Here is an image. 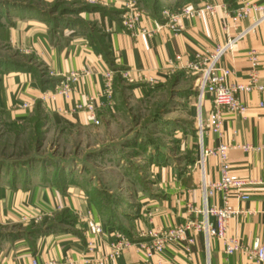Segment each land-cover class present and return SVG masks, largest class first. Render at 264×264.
Here are the masks:
<instances>
[{
    "label": "crops",
    "instance_id": "obj_1",
    "mask_svg": "<svg viewBox=\"0 0 264 264\" xmlns=\"http://www.w3.org/2000/svg\"><path fill=\"white\" fill-rule=\"evenodd\" d=\"M44 1H70L77 8L86 5L90 9L73 13V18L68 20L69 26H65L60 35H53L46 26L49 22L47 24L37 15H17L11 20L6 36L9 43L19 51L29 52L45 74L58 81L53 89L42 88L32 71L4 70L0 78V108L18 125H30L35 121L38 108L44 114L42 123L51 128L63 125L69 129H84L103 123L104 110L113 108L114 94L121 86L119 81L135 93L175 85L190 76L183 67L192 61L194 53L208 55L218 43H224L228 36L252 23L251 17L240 19L226 33L225 27L233 23L231 15L238 6L237 1L229 6L224 0H201L199 4L217 2L221 6L213 13L203 12L199 16L180 19L178 26L181 27L176 28L164 25L161 17L158 19L141 9L139 29L151 33L132 35L120 23L124 0ZM250 49L257 53L258 81L264 84V21L219 59V64L231 72L230 83L249 82ZM70 73L77 74V78L71 81L70 93L65 97L55 89ZM106 73L111 75L109 92L105 86ZM240 98L247 106L246 112L240 115L224 111L221 137L205 130L202 147L213 148L220 142L228 144L232 173L246 181L248 198L228 200L236 213L227 221L225 233L249 251L255 238L264 244V150H243L240 146L264 145V91L253 89L240 94ZM80 103L85 106L76 107ZM202 103L201 116L205 118L212 104L208 99ZM159 121L160 129L164 128L168 133L176 124L174 120ZM137 138L143 137L138 135ZM95 147L101 148V160L111 159L115 152L108 146L96 144ZM179 151L189 155L177 162H167L165 146L149 143L140 153L146 154L148 159L146 169L150 173L147 177L141 173L145 167L139 163L132 162L123 168L122 180L117 181L115 191L121 204L115 223L106 222L101 216L90 196V186H95L94 183L87 181L85 184L82 172H76L74 164L64 168L74 178L66 184L65 191L52 184L48 175L47 180L41 176L20 178L14 177L9 168L0 169V229L14 228L3 236L0 234V264H30L32 259L38 264L50 260L58 264H69L67 260L71 264H98L96 257L106 251V244L114 238L116 231L127 236L133 244L121 256L105 264H147L144 252L137 249L139 243L149 245L159 230L173 228L189 219H199V212L205 207L223 204L221 194L209 190V184L219 179L217 157L205 156L201 164L200 143L195 142L182 145ZM124 184H127L125 190L130 191L129 198L134 203L130 206V216L121 208L123 204L127 206L129 200L125 192H120L125 188ZM63 209L75 214L76 222L67 231H49L34 239L15 237L18 231L31 225H42ZM87 212L91 214L87 215ZM209 217L214 220L211 215ZM91 220L102 221L103 233L101 237L94 236L97 246L87 252ZM15 226L19 228L15 229ZM187 234L191 243L187 240L168 242L148 259L149 264H258L243 251L226 255L222 242L214 237L209 239L207 251L201 232L189 231Z\"/></svg>",
    "mask_w": 264,
    "mask_h": 264
},
{
    "label": "rangeland",
    "instance_id": "obj_2",
    "mask_svg": "<svg viewBox=\"0 0 264 264\" xmlns=\"http://www.w3.org/2000/svg\"><path fill=\"white\" fill-rule=\"evenodd\" d=\"M200 1L136 0V5L140 11L144 9L149 14L153 6L160 7L159 15L161 17L163 9L168 8L176 11L183 5L195 6ZM79 12V8L70 1L48 3L44 0H0V78L4 73V65L8 64V59L18 62L24 60L35 65L36 68L39 66L29 52L19 51L9 43L6 36L12 19H15L17 15L22 17L37 15L47 24L49 22L46 26L53 35L55 33L60 35L63 28L69 26L68 20L73 18L71 15ZM40 67L42 68V66ZM119 84L121 86L114 94L113 108L105 109L103 112V123L100 122L98 125L88 126L84 129H69L63 125L51 128L42 123L44 117L38 126V123L32 121L30 125H18L11 121L8 114L0 108V169L12 166L19 172V168H23L26 177L31 175L30 178H40L42 173L41 171L37 172L39 171L37 168L40 169V164H43L48 180L49 178L51 180L54 167L65 168L67 165H71V168L74 164L76 172L79 170L82 172L83 182L87 184V181H90L95 185H91L90 189L99 190L94 194L101 192L106 196H103L104 198L111 195L109 200L121 205L115 191L118 189L117 181L122 180L123 168L128 167L129 163L135 162L145 167L141 169L143 176L147 177L150 173L146 169L148 162L146 154L144 156L140 154L142 150L139 144L143 138L148 136L149 140L154 138L155 143L164 145L167 162H177L181 157L189 155L188 153L185 155L184 151H179L182 145L186 146L187 143L192 142L199 144L198 136H196L199 103L191 76H185L175 85H169L162 89L152 88L145 93H135L121 81ZM159 119L174 120L176 123L174 129L170 133L164 128L161 130ZM138 135L143 137L142 140L137 138ZM135 139L138 146L132 141ZM96 144L115 150L111 154L112 158L101 160L99 154L101 148L95 147ZM40 158L42 160L37 162L36 160ZM24 174L19 172L18 177L24 178ZM123 187L125 188L120 192H125L124 194L129 200L128 205L124 206L123 204L121 208L125 209L124 214L127 213L126 215L130 216V206L134 203L129 198L130 191L125 190L127 184H124ZM61 211L53 214L49 220L56 219ZM71 214L75 217V214ZM65 215L63 213L62 217ZM63 226L68 227L67 224ZM11 230H14L11 226L9 229H0V234L3 236Z\"/></svg>",
    "mask_w": 264,
    "mask_h": 264
},
{
    "label": "built area",
    "instance_id": "obj_3",
    "mask_svg": "<svg viewBox=\"0 0 264 264\" xmlns=\"http://www.w3.org/2000/svg\"><path fill=\"white\" fill-rule=\"evenodd\" d=\"M236 4L238 6L232 10L231 15L233 23L225 27L226 33H229V29L235 27L236 22L240 19L251 17L252 23L235 35L228 36V39L224 43H218L208 55L203 56L202 54L194 53L195 55L192 61L187 62L183 67L192 77V85L196 90V97L199 103L198 108L200 115L196 127V136H198L199 139L201 152L199 162L202 164L205 156L208 155L217 157L219 179L209 184V190L219 192L223 204L221 207H205L199 212L201 214L199 219H189L173 226V228L159 230L155 233L153 242L149 245L143 242L139 243L137 249L140 252H144L147 264H149L148 259H150L154 253L161 251L168 242L187 240L191 243L192 239H188L187 234L189 231L201 232L203 234L205 249L207 251L209 239L214 237L222 242L223 250L226 255L243 251L247 253L250 260L258 264H264V244L261 243L258 238H255L251 245V250L248 251L240 241L233 237H227L225 233L227 221L236 213L235 210L230 208L228 200L230 198L236 200H246L248 198V194L245 192V186L247 185L246 181L244 178L233 174L229 166L228 144L220 142L213 148L202 147V135L205 130H209L218 138L221 137L222 113L224 111H230L240 115L246 112L247 106L241 100L240 94L249 93L253 89H257L261 92L264 91V84L258 81L256 69L257 53L253 49H250L248 52L250 74L247 84L230 83V70L219 64V59L224 54L232 51L234 45L239 40L244 38L249 32L254 31L255 27L264 21V0H237ZM220 6L221 4L217 2H206L195 6L186 4L176 11L166 8L161 11V20L165 22L164 25H168L170 28H176L179 25L178 21L180 19L199 16V14L203 12L213 13L215 9ZM123 7L125 8L120 15V23L126 31L130 32L132 35H134V33H146L150 35L151 32H147L145 29H139L141 11L136 5V0H124ZM176 59L179 60L180 56H176ZM76 78L77 74L70 73V76L66 77L64 81H61L55 90L67 97L70 93V83L76 80ZM105 78V86L109 92L111 87V75L106 73ZM205 99L210 101L212 108L207 116L202 118V102ZM87 100H89V97ZM83 106H85V104L80 103L76 107L82 108ZM240 147L243 150H264V145H257L254 147L242 145ZM90 214V212H87V215ZM210 215L214 220H210ZM102 233V221L91 220L89 224L91 239L86 242L87 252H92L96 248V240L93 238L94 236L101 237ZM113 237L112 240H108L106 251L96 257V263L105 264L108 260H113L121 256L124 251L133 244L127 236H123L117 231L113 233ZM67 263L71 264L72 262L67 260ZM30 264H38V262L36 259H32ZM44 264L58 263L54 260H50Z\"/></svg>",
    "mask_w": 264,
    "mask_h": 264
},
{
    "label": "trees",
    "instance_id": "obj_4",
    "mask_svg": "<svg viewBox=\"0 0 264 264\" xmlns=\"http://www.w3.org/2000/svg\"><path fill=\"white\" fill-rule=\"evenodd\" d=\"M236 0H224V2L229 5L232 6L233 3ZM155 3V2H154ZM156 5H157V1H156ZM153 6V5H152ZM153 9L150 11V14H152L154 17L158 18L160 17L159 15V8L158 7H152ZM85 9H90V7L84 5L83 7L79 8V10H84ZM105 55V51L103 52ZM5 69L8 68H15V69H24V70H29L32 71L34 73V75L37 76L39 84L42 88L45 87H49L50 89L54 88V85L58 82L56 79H51L49 78L46 74H45V70L43 68H41L40 66H38L37 68L35 67V65L33 66L31 63H27L24 60L21 61H13L10 59H8V64L4 65ZM44 116V114L42 113V111L38 108L37 110H35V116L34 119L35 121H33L34 123H38L37 126L39 124H41V119ZM142 140V139H141ZM143 142V144H141ZM139 145H141V150L144 151L146 150V147L148 146V144H154L155 141L153 140H149L148 136H146ZM42 159H37V162H40ZM7 168L11 169L14 177H18L19 176V172H22L23 174L25 173V169H21L19 168V172L17 169L12 168V166H8ZM6 168V169H7ZM44 166L43 164H40V169L37 168L39 170V172L41 171L42 173V178L47 180V174L45 173L44 170ZM31 170H34L33 168H29ZM27 170V169H26ZM54 174H52V178L50 180V182L52 184H54L56 187H58V189L65 191V187L67 183H71L73 182L74 178L70 177L69 172H66L65 169L63 167H54L53 168V172ZM25 178H30L31 175H28L26 177V174H24ZM34 176V175H32ZM95 191H99L97 189H92V191L90 192V196L91 199L93 200L94 204H96L101 216L104 217V220L106 222L109 223H115V218L117 217V209L119 208V205L116 204L115 202H113L112 200H109V198H104L106 197L105 195H102L101 192H99L98 194H94ZM104 196V197H103ZM63 213H65V217H62ZM75 217H73V215L71 214V212L68 209H64V211H61V214L53 220H45L43 221L42 225L39 226H28L25 227V229L23 231H18L17 234L15 235V237H24V238H31L34 239L37 236L42 235V233H47L49 231L52 232H58V231H67L69 228L73 227L75 224ZM64 224H67L68 227L63 226Z\"/></svg>",
    "mask_w": 264,
    "mask_h": 264
},
{
    "label": "bare ground",
    "instance_id": "obj_5",
    "mask_svg": "<svg viewBox=\"0 0 264 264\" xmlns=\"http://www.w3.org/2000/svg\"><path fill=\"white\" fill-rule=\"evenodd\" d=\"M200 115V114H199ZM199 117V116H198Z\"/></svg>",
    "mask_w": 264,
    "mask_h": 264
}]
</instances>
